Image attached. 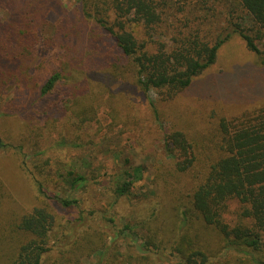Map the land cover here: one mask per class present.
I'll use <instances>...</instances> for the list:
<instances>
[{
  "label": "rangeland",
  "instance_id": "374dc122",
  "mask_svg": "<svg viewBox=\"0 0 264 264\" xmlns=\"http://www.w3.org/2000/svg\"><path fill=\"white\" fill-rule=\"evenodd\" d=\"M168 3L165 9L190 11L187 27L179 16L158 29L155 39L168 43L179 30L186 33L198 28L203 37L214 39L224 29L228 12L237 21L242 13L235 0ZM19 5L15 0H0V29L16 23L15 9L26 7L37 17L38 31L22 48L21 74L10 72L15 64H0V264L15 258L25 239L16 225L42 200L55 213L57 233L67 227L64 241H71L81 230H92L97 238L101 234L105 239L108 251L125 249L127 243L140 248L141 221L158 200L148 199L155 195L154 177L171 161L163 148V132L175 126L209 128L219 116L231 118L263 103L264 63L232 33L218 49L214 63L196 75L188 88L173 100L160 102L154 90L145 94L130 85L122 65L114 70L104 67L105 60L99 62L110 41L93 20L85 18L79 0H23ZM241 19L244 27H251L249 17ZM62 24L78 33L88 32L85 41H91L98 57L85 65V73L70 66L69 45L53 39ZM134 29L141 39V28ZM256 44L264 51V38ZM54 72L65 78L41 95L39 87ZM84 74L99 80L100 88L99 98L81 120L66 107L73 104L69 85L80 82ZM136 166H142V178L129 194L119 197L116 184L124 170ZM69 171L83 174L86 184L74 190ZM40 183L48 195L74 198L78 203L63 207L40 194ZM94 248L88 245L91 250L86 251ZM93 255L84 261L95 262L97 255Z\"/></svg>",
  "mask_w": 264,
  "mask_h": 264
},
{
  "label": "trees",
  "instance_id": "16d2710c",
  "mask_svg": "<svg viewBox=\"0 0 264 264\" xmlns=\"http://www.w3.org/2000/svg\"><path fill=\"white\" fill-rule=\"evenodd\" d=\"M15 1L22 6L23 0ZM79 1L85 18L93 20L110 41L99 62L105 60L104 67L114 70L122 65L130 85L145 94L154 90L160 102L171 101L188 88L196 75L214 63L218 49L232 33L264 63V51L256 44L264 38V0H235L241 7L240 17H249L251 27H244L241 18L237 21L228 12L224 29L214 39L203 37L198 28L179 30L172 43L155 39V34L179 16L187 27L190 11L165 9L169 0ZM15 12L17 22L0 29V64H15L12 75L21 74L22 48L38 31L32 9ZM135 27L143 31L141 39ZM86 33L62 24L53 38L69 45L70 66L81 73L98 57L91 41H85ZM83 76L69 85L73 104L66 107L81 120L99 98L100 88L99 80ZM63 78L60 72L52 73L39 93H49ZM162 144L171 161L154 177L155 195L148 199L158 200L141 221L140 248L127 243L125 249L108 251L105 239L92 230H81L71 241H64L67 227L57 233L55 213L42 200L18 221L17 230L25 239L8 264H264V102L231 118L219 116L209 128H169L162 134ZM142 170V166L124 170L115 193L129 194L142 178ZM67 176L74 190L87 182L83 174L69 171ZM38 190L65 208L78 203L74 198L48 195L41 183ZM88 245L95 248L87 252ZM93 254L95 262L84 261Z\"/></svg>",
  "mask_w": 264,
  "mask_h": 264
}]
</instances>
